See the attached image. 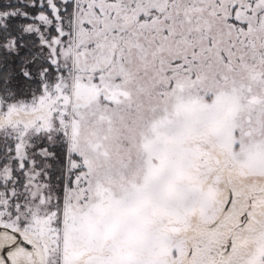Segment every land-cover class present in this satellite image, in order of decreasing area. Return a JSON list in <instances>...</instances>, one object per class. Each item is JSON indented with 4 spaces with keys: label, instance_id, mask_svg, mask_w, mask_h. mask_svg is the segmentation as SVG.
Segmentation results:
<instances>
[{
    "label": "snow or ice",
    "instance_id": "6c2138e0",
    "mask_svg": "<svg viewBox=\"0 0 264 264\" xmlns=\"http://www.w3.org/2000/svg\"><path fill=\"white\" fill-rule=\"evenodd\" d=\"M0 264H264V0H0Z\"/></svg>",
    "mask_w": 264,
    "mask_h": 264
}]
</instances>
